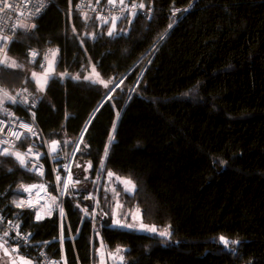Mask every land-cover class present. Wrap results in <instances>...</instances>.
I'll return each mask as SVG.
<instances>
[{"label": "trees", "instance_id": "16d2710c", "mask_svg": "<svg viewBox=\"0 0 264 264\" xmlns=\"http://www.w3.org/2000/svg\"><path fill=\"white\" fill-rule=\"evenodd\" d=\"M50 1L33 30L20 29L0 84L39 98L32 110L12 105L45 144L74 154L78 183L62 215L37 219L17 204L21 185L39 179L0 156L4 214L59 264H98L101 245L125 249L122 264H264V0H124L153 13L114 22L112 35L113 22L76 11L80 0ZM30 49L58 50L44 97L28 72L45 65L29 61ZM43 150L59 198L61 161ZM109 174L136 187L118 188L124 208L168 237L114 224Z\"/></svg>", "mask_w": 264, "mask_h": 264}, {"label": "built area", "instance_id": "2783aa9c", "mask_svg": "<svg viewBox=\"0 0 264 264\" xmlns=\"http://www.w3.org/2000/svg\"><path fill=\"white\" fill-rule=\"evenodd\" d=\"M50 4V0H0V36L9 37L8 40L0 39V61H7L10 46L15 42L22 24L41 16ZM140 4L145 7L140 8ZM76 11L84 16L96 18L100 23L134 20L138 16H148L153 13L152 8L143 2L124 1L121 4L120 0H115V5L109 3L108 0H80L76 5ZM33 52L37 53L34 57ZM46 55H41L39 50L30 49L28 59L31 63H40L44 66ZM3 66H5V63H0V72ZM0 94L8 98H14L15 101L13 102V99H10V102L0 101V156L12 157L22 170L39 179L37 182L21 185L19 190L23 195L25 207L32 208L42 205L45 209L50 210L52 209L53 195L50 186L46 182V154L43 151L45 145L48 150L49 147L45 144L44 137L35 122L20 115L12 105H19L24 109L32 110L38 106L39 99L33 92L22 88L13 93L5 91L2 89L1 84ZM22 125H28L32 131H28V128L22 127ZM15 153H19L23 157L24 164L20 163ZM54 153H58V161L66 163L63 164L64 168L62 169L66 173V178L70 177V168L73 171L74 166V154L70 159L64 160L62 148L58 147ZM48 155L51 157L53 154L48 151ZM68 167L69 169H67ZM65 190L62 186V200L66 193ZM29 202L32 203L28 204ZM103 215L107 216L105 212H103ZM0 229L4 231V234L8 233L12 250L24 253L23 255L26 257L34 253V264H59L57 260L51 258L43 250L35 249L36 245L31 241V233L24 231L10 217L6 216L1 206ZM31 250H35L36 253L31 252Z\"/></svg>", "mask_w": 264, "mask_h": 264}, {"label": "rangeland", "instance_id": "374dc122", "mask_svg": "<svg viewBox=\"0 0 264 264\" xmlns=\"http://www.w3.org/2000/svg\"><path fill=\"white\" fill-rule=\"evenodd\" d=\"M32 25H34L33 23H31L30 21H27L25 23L22 24V29L24 30H33L34 28L32 27ZM114 26L115 23L112 24V31H114ZM57 55H58V50L56 49H52L51 51H49V53L46 55L45 58V63H44V67L43 70H31L30 72H28V74L30 75V77L36 82L37 84V89L39 92L40 97H44L45 93H46V88L47 85L49 83V81L55 77L56 75V63H57ZM13 60H10L9 58H7V62L5 63V66L8 65L10 66L12 64ZM12 68H14L13 66H10ZM36 75H33V74ZM92 81L94 82H98L100 83V85H102V81L98 78V75L95 73H93ZM103 86L105 88L108 87V85H104ZM120 86V83H117L108 93H107V97L112 95V92L117 89ZM2 89H4L5 91H8L6 88H4L2 86ZM11 92V91H8ZM13 93V92H11ZM114 93V92H113ZM39 99V98H38ZM0 101L1 102H10V98L5 97L4 95L0 94ZM82 138V136H81ZM53 144H47V146L49 147V150L52 154H54L55 151H52V146ZM46 148V145L45 147ZM55 148L57 150L58 147H56L55 144ZM44 151V150H43ZM63 151V150H62ZM58 154V153H57ZM64 156V154L62 155ZM53 160H58L57 158H53ZM65 160V158H64ZM63 164H66L64 161L61 162V164L59 166H57V169L59 170L61 168V172H57V177H59V179H56V184H62L63 189L65 188L67 191L68 188H70L71 186L75 185L76 183H78L77 180H75V173H73L72 169L70 168L71 171V176L66 178V173L65 171L62 169ZM85 166V165H84ZM82 168L84 171H82L81 169H78V171L76 172V175H80L82 172L84 173L86 171V167H80ZM69 169V167L67 168ZM122 181H130L127 180L125 178H121V177H117L113 174H109L108 177L106 178V183L108 186V190L111 192L113 198H114V211H113V221L114 224L119 227L120 229H124V230H135L138 233H142V234H157L159 236L161 232L167 231L170 233V231L166 230V229H158L155 226L152 225H148L145 224L142 221V217H141V212H139L138 210L134 211V213L129 212L128 210H126L124 208V204L121 203L120 201V193L118 188L122 187L124 188L125 192H127L130 195H133L135 193L136 187L134 185L133 182H131V184H127V183H122ZM134 185V188H133ZM61 194V193H60ZM62 194L59 195V198H53V203H51V207L52 209L47 210L45 209L44 206L42 205H37L34 208H37L38 211V216L41 218H45V217H51L52 215H54L55 211L57 210H61V215L62 213ZM89 199H93V195L90 194ZM15 200V199H14ZM32 202H29L28 204H31ZM95 206H97V204H94ZM25 206V204L23 205ZM98 213V212H97ZM130 225V227H129ZM155 227L156 231H149L148 229ZM0 235L2 237H4V231H2L0 229ZM161 237H168V236H161ZM5 249H7V252L5 251ZM125 249H119V251L116 252H106V250H104V246L101 245V247L98 249V256H99V263L98 264H122L124 262V253ZM0 264H34L33 260L30 259L29 257H26L22 254H20L18 251H14L12 250V248L8 245V240L6 239L5 242H2L0 244Z\"/></svg>", "mask_w": 264, "mask_h": 264}, {"label": "snow or ice", "instance_id": "6c2138e0", "mask_svg": "<svg viewBox=\"0 0 264 264\" xmlns=\"http://www.w3.org/2000/svg\"><path fill=\"white\" fill-rule=\"evenodd\" d=\"M108 2H109V3H112L113 5H115V0H108ZM123 2H124V0H120V3H121V4H123ZM6 7H7V5H6ZM139 7H140V8H144L145 6H144L143 4H140ZM105 22H107V21H105ZM32 27L34 28L35 25H32ZM169 27H171V25H169ZM108 34H109V35H112V32H109ZM0 39L8 40L9 37H8V36H0ZM32 55H33V57H34V56L37 55V53H36V52H33ZM6 62H7L6 60H5V61H0V63H6ZM10 66H13V67L16 66L15 61H13L12 64H11ZM33 75H36V74L34 73ZM106 86H107V85H106ZM5 95H7V93H5ZM10 99H13V102H15V101H14V98H10ZM22 127L28 128V131H32V129L29 128L28 125H22ZM18 138H19V137H18ZM56 143H57V142H53V145L51 146V147H52V151H56V148H55V144H56ZM5 154H8V153H5ZM15 155H16V158L20 161L21 164H24V163H25L23 157H22L19 153H15ZM41 175H42V173H41ZM57 179H59V177H57ZM122 183L131 184V181H122ZM133 188H134V185H133ZM26 190H27V189H26ZM17 206L20 207V206H23V205H22V203H18ZM40 218H41V217H39V216L37 217V219H40ZM129 227H130V225H129ZM148 230H149V231H153V232L156 231L155 227H152V228H150V229H148ZM7 235H8V233H5V236H7ZM160 235H161V236H169L170 233L167 232V231H164V232H161ZM220 239L225 243V245L228 244V241H227L224 237H221ZM5 251L7 252V249H5ZM117 251H119V249H118Z\"/></svg>", "mask_w": 264, "mask_h": 264}, {"label": "crops", "instance_id": "0c3cea01", "mask_svg": "<svg viewBox=\"0 0 264 264\" xmlns=\"http://www.w3.org/2000/svg\"><path fill=\"white\" fill-rule=\"evenodd\" d=\"M5 240H6V238H5V237H2V236L0 235V244H1L2 242H5ZM8 245H9V242H8ZM62 264H64V260L62 261Z\"/></svg>", "mask_w": 264, "mask_h": 264}]
</instances>
